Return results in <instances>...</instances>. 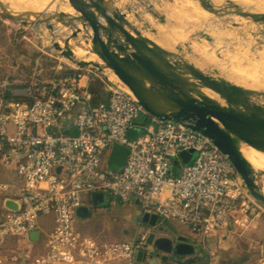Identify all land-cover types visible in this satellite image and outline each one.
I'll use <instances>...</instances> for the list:
<instances>
[{"label": "built area", "instance_id": "1", "mask_svg": "<svg viewBox=\"0 0 264 264\" xmlns=\"http://www.w3.org/2000/svg\"><path fill=\"white\" fill-rule=\"evenodd\" d=\"M95 74L89 69L14 92L28 101H0V169L15 178L0 183V264H21L12 245L29 243L34 232L38 242L45 237L35 264L133 263L147 234L105 241L74 224L76 211L98 192L135 205L160 224L185 227L201 244L219 232L245 231L262 222L260 206L211 141L146 114L108 77L107 102L92 106L87 82ZM9 82H1L0 89ZM142 114L150 123L137 126L142 133L127 139ZM114 145L127 149L117 170L108 164ZM186 151L197 154L190 166L179 162ZM45 217L51 218L48 232L40 225Z\"/></svg>", "mask_w": 264, "mask_h": 264}, {"label": "water", "instance_id": "2", "mask_svg": "<svg viewBox=\"0 0 264 264\" xmlns=\"http://www.w3.org/2000/svg\"><path fill=\"white\" fill-rule=\"evenodd\" d=\"M62 1L68 4L74 14L53 12L45 15L19 11L3 0H0V12L24 25H44L50 31L56 27L70 29L72 34L66 43L84 32L85 39L90 42L92 51L102 64L74 58L68 45L61 48L53 42L52 46L79 69L90 68L101 75L108 71L116 76L146 114L160 122L180 124L211 141L230 161L249 196L264 207V190L255 182L256 174L264 176V170L253 168L246 160L243 149L234 142L235 138L238 143L264 155V106L260 104L264 102V93L224 78H213L188 63L180 54L170 53L146 38L142 27L150 33L154 29L128 9L126 0ZM196 1L211 15L232 13L252 23L264 25V13L245 12L233 3L220 6L210 0ZM122 7H126V10ZM148 13L159 24L171 23L168 17L153 8H149ZM130 18L140 22L142 27L132 24ZM176 50L180 53L182 49L177 47ZM150 56L160 61L165 74L152 69ZM181 72L191 77L193 82L179 77ZM236 111H243L248 118L238 115ZM72 135H76V132ZM126 155L125 147L114 145L109 167L119 169ZM196 157V152L186 151L179 155V162L190 166ZM8 205L11 207L12 203ZM140 221L148 227L149 232L146 241L135 253V263L154 264L159 261L160 264H209L207 249L196 239L171 234L160 237V230L157 229L160 223L154 215L143 214ZM30 238L37 239L38 233H32Z\"/></svg>", "mask_w": 264, "mask_h": 264}, {"label": "rangeland", "instance_id": "3", "mask_svg": "<svg viewBox=\"0 0 264 264\" xmlns=\"http://www.w3.org/2000/svg\"><path fill=\"white\" fill-rule=\"evenodd\" d=\"M4 1L10 7L16 5L14 0H8L10 3L7 0ZM211 1L220 6L233 3L245 12H253V10L248 11L242 4L231 0ZM126 5L140 19L147 21L154 30L160 27L168 33L176 30L185 33L186 38L173 45L172 51L180 54L188 63L200 65L201 71L205 74L215 78H224L242 87L264 93L263 24L252 23L232 13L211 15L202 9L196 0H126ZM149 8H153L159 14L168 17L171 23L167 25L159 24L148 13ZM122 9L126 10V7H122ZM227 10L231 12L230 9ZM38 13L50 14L45 12L44 9L38 11ZM205 15L206 17H204ZM208 15L211 16L209 20ZM129 21L142 27L141 23L134 18H130ZM180 21L183 22V25L180 24ZM208 24H212L214 27L213 31L209 33L204 31V26ZM57 29L58 27L50 31L44 25H24L19 21H13L5 17L0 12V83L8 79L18 87L17 93H23L25 88L20 87L47 82L60 76L65 71L71 72L70 75L75 73L87 74V70L90 68L77 71L74 64L53 48V42L58 43L57 45L61 48L68 45L71 51L73 48L82 47L87 55L80 60L100 62L92 51L90 42L85 39V33L79 34L82 37L83 46L80 43L69 46L68 43L76 39H70L66 43V39L71 36L72 31L66 29L67 35L58 37L55 32ZM142 29L143 32L150 33L145 27H142ZM88 31L91 35L90 30ZM191 44L203 48L205 53H193L190 48ZM177 47H181L180 53L176 50ZM89 54L93 55L95 59L91 60ZM100 64L102 63L100 62ZM105 74L101 75L96 72L95 75H92L87 82L88 89L91 90L97 85L104 86V82L107 83V77L113 83L124 87L118 79L119 83L113 80L108 71ZM65 77L67 76L64 75ZM145 120L146 117L142 114L134 121V126L128 132L127 139L131 140L142 133L141 128H137V126H146L150 123L148 121L145 124ZM234 140L237 141L235 138ZM242 146L247 150L260 154L244 145ZM8 174L10 176L13 174L11 168H8ZM4 176L3 171L0 169V178H4ZM1 182L3 181L0 180ZM255 182L264 190V176L256 174ZM90 196L89 201L76 211L77 221L75 223L76 225L77 222L81 223L80 231H88L105 241L135 238L144 232L143 228L146 226H138L139 212L136 206L122 204L116 199H109V196L103 192L94 193ZM259 206L260 211H262L261 219L264 221V207L261 204ZM79 219L82 221L80 222ZM41 224L47 230L51 225V220H42ZM168 225L170 227L174 224L164 223L157 227L160 230L158 234L160 237H166L168 234L176 236L175 230L169 228ZM140 228H142L141 232L138 231ZM248 230L241 231L235 236L234 241H229L228 244L213 252L209 256V259H211L209 264H264V237L261 240H252L249 236H246ZM148 238H150V235ZM44 243L45 237L42 235L36 244L30 242L27 244L18 243L13 244L12 247L18 258H20L21 264H35L36 259L42 255Z\"/></svg>", "mask_w": 264, "mask_h": 264}, {"label": "bare ground", "instance_id": "4", "mask_svg": "<svg viewBox=\"0 0 264 264\" xmlns=\"http://www.w3.org/2000/svg\"><path fill=\"white\" fill-rule=\"evenodd\" d=\"M14 1H15L16 5H14L13 7L19 11H25V12L30 11V12L38 13V11L44 9V11L47 13L64 12L66 14H74V11L68 6V4L66 2H63L62 0H32V1L14 0ZM231 1L242 4L246 9H248V11L253 10V12L264 13V0H231ZM211 2H213V1H211ZM204 17H206V15ZM207 18L209 20V19H211V16L208 15ZM148 21H150V19H148ZM182 23L183 22L180 21V24H182ZM182 25H180V26L182 27ZM78 26L81 29V26L80 25H78ZM213 29H214V27L212 24H208V25L204 26L205 32H208V33L212 32ZM66 31L67 30L65 28L64 29L58 28L57 30H55L56 36H58V37L66 36L67 35ZM81 34H84V32H81ZM143 34L146 38L154 41L161 48H163L164 50H166L170 53H173V51H172L173 45L184 40L187 36L181 30H176L174 32L168 33V32H165L160 27H157L153 33L147 34V33L143 32ZM81 40H82V37L79 36V34H78L76 39L74 41H72L71 43H68V44H69V46H75L76 44L80 43L81 46H83ZM190 48L193 51V53H195V54L205 53V50L199 46H195V45L191 44ZM72 53H73L74 58H76L78 60L83 59L87 55V52L82 47L73 48ZM89 56H90L91 60L95 59V57L93 55L89 54ZM149 61H150L151 67L154 71L161 73V74L166 73L165 69L163 68L160 61L156 57L150 56ZM98 63L100 64V62H98ZM194 65L193 66L195 68L201 70V68L199 67L200 65L199 66L196 64H194ZM110 75L112 76L113 80H115L116 82L119 83V81H117V78L113 74H110ZM178 76L181 77L182 79L186 80V81L193 82V79L191 77H189L188 75H186L184 72H181ZM212 77L215 78L214 76H212ZM260 104L264 106V102H260ZM236 113L242 117L248 118L247 115L243 111H236ZM234 142L239 148L243 149V154H244L246 160L251 165L258 167L259 169L264 170V156L263 155L256 154L253 151L245 149L240 143H238L235 140H234Z\"/></svg>", "mask_w": 264, "mask_h": 264}, {"label": "crops", "instance_id": "5", "mask_svg": "<svg viewBox=\"0 0 264 264\" xmlns=\"http://www.w3.org/2000/svg\"><path fill=\"white\" fill-rule=\"evenodd\" d=\"M16 92H17V90H16ZM0 180H2L3 182H7L9 180H15V178H7V177L5 178V176H4V178H0ZM90 197L91 196L89 195L86 198V202L85 203H87L89 201ZM8 202H10V201H8ZM138 212H139V210H138ZM49 219L51 220L50 217H45V218H42L40 220V225L43 228V230H45V232L49 231L51 225L46 230L45 227L41 224V221L42 220H49ZM76 219H77V216H76V213H75L73 220H74V224H75L76 228L79 229V228H81V226H80L81 223L77 222V225H76V223H75L77 221ZM140 219H141V213L139 212L138 226L142 225ZM79 221L81 222L82 220L79 219ZM168 224H170V225L174 224L173 225L174 227L173 226L169 227V225H168V227L172 228V230H175L176 235L178 237L190 238V239H194V240L196 239L185 227H183V226H181V225H179L177 223H174V222H170ZM143 229H144V232L139 234V237H141V236H143V235H145V234H147L149 232L148 227H145ZM141 230H142V228H140L138 231L141 232ZM240 232H241V230H237V229L229 231V232H219V233L211 236L209 239H207L206 242L203 243V246L207 249L208 254L210 256L211 254H213V252H216L218 250V248L228 244L229 241H231V240L234 241V239H236L235 236H237V234L240 233ZM246 236H249L252 240H255V241L263 239V237H264V221H262V222L255 221V222H253V224H251L249 230L247 231ZM139 237H135V238H139ZM128 239H130V238H128ZM37 242H38V239H30V243L36 244ZM44 248H45V246L43 245V249ZM118 264H127V263H118ZM131 264H137V263H135V261H134ZM154 264H160V262L159 261H155ZM168 264H171V263H168Z\"/></svg>", "mask_w": 264, "mask_h": 264}, {"label": "trees", "instance_id": "6", "mask_svg": "<svg viewBox=\"0 0 264 264\" xmlns=\"http://www.w3.org/2000/svg\"><path fill=\"white\" fill-rule=\"evenodd\" d=\"M71 72H63L60 76L55 77V79L62 80L65 76H69ZM63 77V78H62ZM95 79V78H94ZM103 81V80H102ZM104 82V81H103ZM107 83L104 82V86L97 85L93 89H89L91 94L90 104L92 106L104 104L107 102L109 97V92L106 88ZM30 86H23L20 88H29ZM18 89L17 86L13 85L12 82H9L8 86L5 89H0V101H3L5 104L12 102H23L28 101V99L16 96L14 92ZM260 205V204H259Z\"/></svg>", "mask_w": 264, "mask_h": 264}]
</instances>
